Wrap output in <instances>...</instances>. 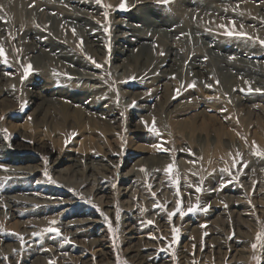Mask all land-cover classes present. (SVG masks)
Here are the masks:
<instances>
[{
  "label": "rangeland",
  "instance_id": "1",
  "mask_svg": "<svg viewBox=\"0 0 264 264\" xmlns=\"http://www.w3.org/2000/svg\"><path fill=\"white\" fill-rule=\"evenodd\" d=\"M50 1L65 5L0 0V133L9 142L0 152V264H264V155L253 146L264 153V75L239 59L264 73V0H251L262 17L250 0H89L88 25ZM229 3H246L249 21ZM141 9L146 26L130 14ZM123 19L149 36L155 21H173L179 34L157 33L141 56ZM119 30L132 33L136 62L117 59L127 48ZM200 62L207 69L197 73ZM54 91L65 107L41 109L38 96ZM18 152L22 163L9 158ZM58 156L81 162L56 168ZM13 181L29 190H4ZM178 202L185 214L170 217Z\"/></svg>",
  "mask_w": 264,
  "mask_h": 264
},
{
  "label": "bare ground",
  "instance_id": "2",
  "mask_svg": "<svg viewBox=\"0 0 264 264\" xmlns=\"http://www.w3.org/2000/svg\"><path fill=\"white\" fill-rule=\"evenodd\" d=\"M59 1H62V0H59ZM79 3H77L76 2V4H73V0H65V5L63 6L62 4V6L61 5H58L57 6V4H60V3H57L56 1V3L57 4H54L52 1H50V5H53V7L54 8H56V9H59L60 10V12H62L63 13V15L67 18V19H76V20H78V21H81V22H84L85 23V25H88L90 22L89 21H91V16L88 14V13H90L88 10H91V9H93L94 8V6H93V2H91V1H89V0H77ZM228 2H230L231 0H227ZM41 5H42V3H40ZM67 4V5H66ZM246 4V3H245ZM245 4H243V6H242V4H238V5H241V8H237V6L238 5H236L235 3H229L228 5H227V7H230L231 8V10L229 11L232 15H234V16H238V17H240V20L241 19H243V21H249V17L247 18L246 17V15L248 16V15H252L250 12H248V10L246 9V7H244L245 6ZM248 5L251 7V8H249L251 11H252V13H258V15L259 16H261L263 13H262V8L261 7H258V5L257 4H255V2H253V1H249L248 2ZM17 6V5H16ZM246 6H247V4H246ZM248 6V7H249ZM247 7V8H248ZM228 9H226L225 11H223V12H226ZM141 12V13H140ZM147 12V11H146ZM146 12H144V11H142V9H141V11L140 10H133L130 14H131V17L133 18V19H136V20H139V21H141L142 23L144 22L145 23V26L147 25V19H145V20H141L140 18H142V16H146L145 14H146ZM129 15V14H128ZM251 17V16H250ZM262 17V16H261ZM239 19V18H238ZM251 20V19H250ZM117 23V25L119 26V27H123V28H126L127 26H126V24L128 25V29H130V31H132L133 32V35L135 34V36L137 35L138 36V38H139V40L141 41V43H140V45H141V48L140 49H142V51H141V54H139V55H144V54H146L147 52H149L150 53V51H151V47H150V44L148 43V40H150V39H153V36L154 35H156L157 33H159V34H163V35H165V36H167V37H169V36H173V38L174 37H176L178 34H179V30H177L176 29V31H173L172 30V28L171 27H173V26H175L174 25V23L175 22H169V24H168V26L167 27H164L165 25H167V22L166 21H162V20H157V21H155V23H156V25H155V27L157 28V29H154V31H153V34L152 33H150V34H152V35H150L149 36V34L148 33H146L145 31H143V28L142 29H138V28H134L133 26H131V22H128V20H121V21H117L116 22ZM143 23V24H144ZM171 23H172V25H171ZM247 26V25H246ZM171 29H170V28ZM249 28V27H248ZM127 29V28H126ZM129 30H119V31H117L119 34H123V35H121V36H119V38H123V42L125 41V43H126V47L127 48H124L125 50H123V51H119V55H118V57H117V59L118 60H120V58H119V56H124V55H128L129 57L131 56V61H137L136 59H134V52H133V50L132 49H130L131 48V46L132 45H134L135 44V40H131V38H130V36H131V32H130ZM205 39V38H204ZM137 40V39H136ZM138 41V40H137ZM205 42V44L208 46L211 42L210 41H207L206 42V40H204ZM139 42V41H138ZM122 44V43H121ZM53 45V44H52ZM214 46H216L217 47V45H214ZM171 47H173L172 45H171ZM209 47V46H208ZM219 47V46H218ZM241 47H243V46H241ZM122 48V47H121ZM235 48H237V49H239V51H241L242 49L240 48V47H235ZM234 48V49H235ZM54 50H55V48H54ZM122 50V49H121ZM208 50V49H207ZM211 50V49H210ZM210 50L209 51H207V52H210ZM211 52H213L214 54H217L218 55V53L219 52H215L214 50H211ZM227 52V51H226ZM65 53V52H64ZM140 53V52H139ZM50 54V53H49ZM66 54H68V52H66ZM70 54V53H69ZM136 55V54H135ZM138 55V54H137ZM178 55L180 56L181 54H180V52H178V50L176 51V53H175V57H173L172 58V62L171 63H173L175 60H176V58L178 57ZM242 55V54H241ZM240 55V56H241ZM57 56V55H56ZM219 56V55H218ZM58 57V56H57ZM60 57V56H59ZM69 57V56H68ZM74 56H72V58H71V60L73 61V62H75V60L77 59H75V58H73ZM229 57V56H228ZM228 57L226 58H221L220 57V63H228V64H230V63H232V62H236V61H240V60H234V61H232V62H229L228 61ZM243 57V56H242ZM61 58L63 59V58H66L67 59V55H64V54H62L61 55ZM238 58V57H237ZM70 59V58H69ZM198 59V58H197ZM239 59H241V63H240V65L241 66H243L244 68V70L246 71H251L250 73H260L261 75H264V73H262V72H259L258 71V69L257 68H255L254 67V65L252 64V62H249V61H246L245 59H243V58H239ZM65 60V59H64ZM82 60V59H81ZM212 60V59H211ZM219 60V59H218ZM66 61H69V60H66ZM80 61V60H79ZM194 61V60H193ZM82 62H83V60H82ZM199 62V61H198ZM218 62V61H217ZM80 65H79V67L80 66H83V64L80 62L79 63ZM198 64V63H197ZM211 64V63H210ZM77 65V64H76ZM194 65V64H193ZM169 67H171V70H172V66L171 65H169ZM207 67H208V65H207ZM195 68L196 69H199V71L197 70V73H200L203 69H205L206 68V66L202 63V62H200V64L199 65H196L195 66ZM194 68V69H195ZM207 69V68H206ZM255 70V71H254ZM165 72V71H164ZM202 73V72H201ZM203 75H204V73H203ZM200 76V75H199ZM164 79L165 78H160V79H155L154 80V82H155V84H157V90L159 89V87H160V84H159V82H163L164 81ZM159 84V85H158ZM165 84V86H166V83H164ZM97 87V86H96ZM96 87H95V89H96ZM156 87V86H155ZM103 89V88H102ZM94 90V89H93ZM101 89H97V93H99V94H102V93H104V92H102V91H100ZM104 90V89H103ZM87 91V90H86ZM90 91V90H89ZM88 91V92H89ZM95 92V91H94ZM73 93H74V91H73ZM96 93V92H95ZM131 93V92H130ZM92 94V93H91ZM90 94V95H91ZM94 94V93H93ZM93 94H92V96H93ZM89 95V96H90ZM61 94L59 95V92H50V96H46V95H43V94H41V95H39L38 96V99L40 100V106H44V107H42L41 109H44V110H47L49 107H50V110H56V109H58V108H60L61 106L62 107H65V106H63L62 105V99H61ZM94 97V96H93ZM241 103V102H240ZM243 104V103H242ZM255 106V105H254ZM112 114L114 115L115 113L114 112H112ZM23 139H27V138H25V137H23ZM5 141V136L2 134V133H0V152H2V150H4V148H5V150L7 151V147H8V143L9 142H4ZM39 143V142H38ZM37 145V144H36ZM38 145H40V144H38ZM12 150V149H11ZM8 154V153H7ZM10 157V159H12V160H14L15 162H23V160H26V158L25 157H23L22 156V154H20L19 152H18V154H12V155H9ZM1 157H3V158H6L7 157V155L5 154V155H2ZM28 161V160H27ZM30 161V160H29ZM68 161H75V162H81V160H78L77 158H71V157H65V156H58L57 158H56V161H55V167L56 168H59L60 166H62L63 164H65L66 162H68ZM77 166V165H76ZM20 169H23L24 168V170H28V172L26 173V172H24V174L26 173L27 175L29 174V176H27L28 177V179H30L31 177H33L32 176V174H33V172L35 171V169H33L31 166H27V167H23V166H20L19 167ZM92 167H90V169H91ZM57 171L58 172H60L61 174L64 172V170H62V169H57ZM19 173H23V172H19ZM26 178V177H25ZM97 178V177H96ZM28 181V180H27ZM30 181H32V180H30ZM29 181V182H30ZM125 181H127V179H125ZM99 182V181H98ZM124 182V181H123ZM31 183V182H30ZM34 183V182H33ZM31 186H32V184H31ZM27 183H24V182H21V181H13V182H10V183H7V186L4 188V190H14L15 188L17 189V188H20V189H23L24 191L27 189V190H29V188L27 187ZM33 187V186H32ZM32 187H31V189H32ZM15 189V190H16ZM100 189H103L102 187H100ZM100 189H98V190H100ZM234 189V188H233ZM232 189V190H233ZM22 190V191H23ZM238 190V189H237ZM236 190V191H237ZM54 192V191H53ZM15 193V192H14ZM51 197V196H50ZM54 197H56V196H54ZM34 198V197H33ZM2 199V198H1ZM31 199V198H30ZM36 199V198H35ZM60 199V198H59ZM58 199V200H59ZM33 200V199H32ZM19 201H20V199L18 198V197H12L11 198V204L12 205H17L16 203H19ZM34 201V200H33ZM56 202V201H55ZM59 202H61V201H59ZM22 203V202H21ZM25 203V202H24ZM31 203V202H30ZM57 203V202H56ZM9 204V203H8ZM22 205H24V204H22ZM18 206V205H17ZM26 206V205H25ZM24 206V207H25ZM48 206V205H47ZM46 206V207H47ZM238 206V205H237ZM16 207V206H15ZM14 208V207H13ZM27 208V207H26ZM51 208V207H50ZM49 208V209H50ZM25 209V208H24ZM55 209V208H54ZM13 210V209H12ZM31 210V209H30ZM53 210V209H52ZM17 211V210H16ZM74 212V211H73ZM77 212H79V211H77ZM11 213V212H10ZM13 213H14V211H13ZM68 213V212H67ZM70 213H71V211H70ZM69 213V214H70ZM75 213H76V210H75ZM80 213V212H79ZM18 214V213H17ZM25 214V213H24ZM78 214V213H77ZM239 214H242V213H239ZM26 215V214H25ZM71 215V214H70ZM238 215V214H237ZM240 218H241V216H240ZM86 221H85V223H87V219H85ZM94 221V220H93ZM191 221V220H190ZM189 221V222H190ZM194 221V220H193ZM70 222V221H69ZM90 223V222H89ZM98 223V222H97ZM93 224V223H92ZM240 224V223H239ZM192 225V224H191ZM68 226V225H67ZM100 226H95L94 227V229H93V235L95 236V233H97V229L99 228ZM190 228V227H189ZM103 230V229H102ZM68 232V231H67ZM99 233V232H98ZM92 234V233H91ZM83 236V235H82ZM98 236V235H97ZM3 236L1 235L0 236V239H3L2 238ZM88 237V236H87ZM91 238V237H90ZM95 241H99L98 240V237L96 238H94L93 240H92V243H94ZM95 244V243H94ZM105 253V252H104ZM38 255H40V254H38ZM155 260V259H154Z\"/></svg>",
  "mask_w": 264,
  "mask_h": 264
},
{
  "label": "snow or ice",
  "instance_id": "3",
  "mask_svg": "<svg viewBox=\"0 0 264 264\" xmlns=\"http://www.w3.org/2000/svg\"><path fill=\"white\" fill-rule=\"evenodd\" d=\"M165 2H167V0H165ZM120 7H124V5L121 4ZM228 34H229V35H233V34L239 35L238 33H231V32L228 33ZM261 43H264V41H261ZM3 55H4L3 49H0V56H3ZM5 62H7V61H5ZM30 67H31V65H29V68H30ZM97 67H100V65H97ZM29 68H26V69H25V74H27ZM22 107H23V105H22ZM150 130H151L152 132H156V131H157L155 127H152ZM253 146L257 148V151H256V153H255L256 155H264V153H262V152L259 151V148H258V146L255 145V142H253ZM161 151H166V149H161ZM237 154L239 155V153H237ZM45 159H46V158H45ZM2 167H3V166L0 165V168H2ZM167 167H168V169H171V168L174 167V165L170 164V165H168ZM222 171H229V170H228V169H223ZM43 174H44L46 177H48V179H49L52 183H55V181L52 180L50 176H48L47 169H45V171H44ZM7 179H10V177L7 178ZM196 191H197V192H200V191H202V189H201V188H197ZM158 206H159V205H158ZM197 208H198V205L190 206V207L188 208V212H193V211L197 210ZM176 213H179L181 216H183V215L185 214V213L181 210V204H180V202L177 203L176 211L173 212V213H169V216L171 217V216L175 215ZM117 219H118V214H117ZM52 223H55V221H53ZM149 223H152V221H149ZM48 231H50V232H55V233H57V234L59 233V230L56 229V228H49ZM178 231H179L178 229L173 228L174 240L177 238V237L175 236V234L178 233ZM256 239H257L258 241L264 239V231H262V232H260V233H257ZM256 246H257V245H256L255 243L252 245V247H253L254 249L256 248Z\"/></svg>",
  "mask_w": 264,
  "mask_h": 264
}]
</instances>
